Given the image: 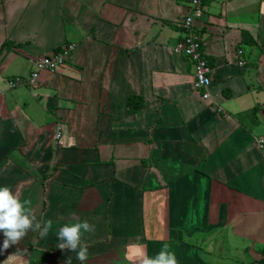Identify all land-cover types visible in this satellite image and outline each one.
<instances>
[{
    "label": "crops",
    "instance_id": "1",
    "mask_svg": "<svg viewBox=\"0 0 264 264\" xmlns=\"http://www.w3.org/2000/svg\"><path fill=\"white\" fill-rule=\"evenodd\" d=\"M189 1L0 0V186L52 223L0 264H80L56 233L84 221L86 264L165 247L177 264H264V0H203L208 100L172 51ZM68 44L63 67L23 83ZM130 96L143 109L129 113Z\"/></svg>",
    "mask_w": 264,
    "mask_h": 264
},
{
    "label": "clouds",
    "instance_id": "2",
    "mask_svg": "<svg viewBox=\"0 0 264 264\" xmlns=\"http://www.w3.org/2000/svg\"><path fill=\"white\" fill-rule=\"evenodd\" d=\"M30 204L31 201H22L9 187L0 186V232L5 237L0 245V253L18 243L29 229L33 231L40 229L41 236L48 235L52 227L51 221L45 222L41 228V224L28 207ZM90 231H93V226L87 221L65 224L56 233L60 241L58 248L75 252L80 264H86L88 253L82 243V233ZM139 264H177V260L175 254L165 247L155 257L142 254Z\"/></svg>",
    "mask_w": 264,
    "mask_h": 264
},
{
    "label": "built area",
    "instance_id": "3",
    "mask_svg": "<svg viewBox=\"0 0 264 264\" xmlns=\"http://www.w3.org/2000/svg\"><path fill=\"white\" fill-rule=\"evenodd\" d=\"M188 14L181 20V27L185 31L184 37L179 40L172 51L176 55H181L193 64V89L201 94L203 100L210 98L211 87V68L206 60L203 51V40L199 33L197 23L204 15L205 6L203 0H190ZM76 45L68 44L57 51L44 55L35 62L34 69L27 76L23 83L30 87H36L42 72L54 73L63 67L69 60L71 53ZM237 66L243 68L245 60L241 50L237 51ZM18 84L16 81L9 83V88H15ZM63 124L57 122L55 125V140L62 137Z\"/></svg>",
    "mask_w": 264,
    "mask_h": 264
},
{
    "label": "trees",
    "instance_id": "4",
    "mask_svg": "<svg viewBox=\"0 0 264 264\" xmlns=\"http://www.w3.org/2000/svg\"><path fill=\"white\" fill-rule=\"evenodd\" d=\"M57 51V50H56ZM144 101L142 98L137 96H130L128 99V111L129 113H136L143 109ZM261 255L264 257V248L261 250ZM49 257V253H43L40 260L33 261L31 264H44Z\"/></svg>",
    "mask_w": 264,
    "mask_h": 264
}]
</instances>
